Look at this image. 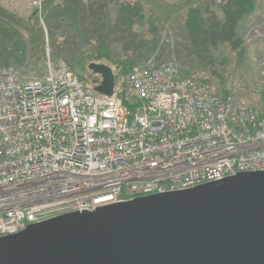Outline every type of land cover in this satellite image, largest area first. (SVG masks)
I'll return each instance as SVG.
<instances>
[{"label":"built area","instance_id":"obj_1","mask_svg":"<svg viewBox=\"0 0 264 264\" xmlns=\"http://www.w3.org/2000/svg\"><path fill=\"white\" fill-rule=\"evenodd\" d=\"M47 0H34L42 11ZM42 24L44 21L42 20ZM45 25V24H44ZM127 102L63 59L0 65V238L136 197L264 171V101L238 106L176 58L136 63Z\"/></svg>","mask_w":264,"mask_h":264},{"label":"water","instance_id":"obj_2","mask_svg":"<svg viewBox=\"0 0 264 264\" xmlns=\"http://www.w3.org/2000/svg\"><path fill=\"white\" fill-rule=\"evenodd\" d=\"M89 68L112 94V66ZM0 264H264V171L30 224L0 238Z\"/></svg>","mask_w":264,"mask_h":264},{"label":"trees","instance_id":"obj_3","mask_svg":"<svg viewBox=\"0 0 264 264\" xmlns=\"http://www.w3.org/2000/svg\"><path fill=\"white\" fill-rule=\"evenodd\" d=\"M117 1L47 0L41 12L33 9L29 16L0 3V65L22 64L28 56L41 60L48 42L53 58L62 57L81 79L83 71L98 75L89 72L95 77V87L101 76L89 68V61L108 60L119 65L125 77L134 64L155 53L163 58L174 52L184 75L197 73L195 62L199 73L216 74V52L222 45H229L238 59L243 58L241 26L259 8L258 0H121L113 12ZM145 3L153 10L148 12ZM163 15L183 16L187 38L175 41L173 49L161 36ZM115 45H120L118 53L113 52ZM122 55L126 58L120 59ZM120 76L116 74V84Z\"/></svg>","mask_w":264,"mask_h":264},{"label":"rangeland","instance_id":"obj_4","mask_svg":"<svg viewBox=\"0 0 264 264\" xmlns=\"http://www.w3.org/2000/svg\"><path fill=\"white\" fill-rule=\"evenodd\" d=\"M33 1L34 0H0V3L8 6L9 8L15 9L24 16H29L32 10L35 9L33 7ZM120 1L121 0H118L117 3L113 5V12H116ZM204 1L213 2V0ZM258 1V10L251 16H247L248 18L241 26V35L245 41V54L243 58L238 59L231 51L229 45L224 44L216 52L217 61L214 67L217 71L216 74L209 72L199 73V68L196 62L193 68L202 78L209 80L210 86L213 90L223 94L227 91L229 94L231 93L234 95L236 104L241 107L260 105L264 101V0ZM146 6L148 12L153 10L151 6L147 4ZM214 6L217 8L216 4ZM219 13L222 15L221 12ZM161 19L164 24L161 34L162 39L168 40L170 42L171 49H173L175 41L187 38L186 30L182 26L181 22L183 16L171 17L163 15ZM44 24H42V26L46 29ZM119 51L120 45H115L113 47V52L118 53ZM48 54L53 57L52 49L47 42L46 55L41 58V60H35L28 56L22 64L14 61L9 63L21 65L24 69L32 72L38 71L39 73H43L45 71V59ZM59 58L61 59L62 57ZM125 58L126 57L124 55L120 56V59ZM171 58L177 59L174 52H171L168 57L163 58H158V53H155L149 59H154L155 61L160 62ZM89 62L106 63L112 66L115 74L121 73V76L118 78V82L115 86L127 102L133 100L125 87L126 76L124 77L122 75L119 65L108 60H91ZM181 71H184V68H182ZM89 72L99 78V76L95 75L92 71L81 72L85 87L88 91L98 94L95 90V77L91 76Z\"/></svg>","mask_w":264,"mask_h":264},{"label":"crops","instance_id":"obj_5","mask_svg":"<svg viewBox=\"0 0 264 264\" xmlns=\"http://www.w3.org/2000/svg\"><path fill=\"white\" fill-rule=\"evenodd\" d=\"M30 15V14H29Z\"/></svg>","mask_w":264,"mask_h":264}]
</instances>
